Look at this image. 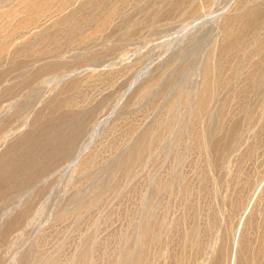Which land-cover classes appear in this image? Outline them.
<instances>
[{
    "label": "rangeland",
    "instance_id": "obj_1",
    "mask_svg": "<svg viewBox=\"0 0 264 264\" xmlns=\"http://www.w3.org/2000/svg\"><path fill=\"white\" fill-rule=\"evenodd\" d=\"M0 264H264V0H0Z\"/></svg>",
    "mask_w": 264,
    "mask_h": 264
}]
</instances>
